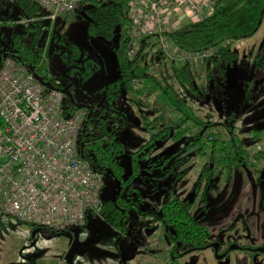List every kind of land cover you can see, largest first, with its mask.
<instances>
[{
  "label": "rangeland",
  "instance_id": "1",
  "mask_svg": "<svg viewBox=\"0 0 264 264\" xmlns=\"http://www.w3.org/2000/svg\"><path fill=\"white\" fill-rule=\"evenodd\" d=\"M3 15L9 16L10 22L0 26V50L9 46L14 35L23 34L26 30L29 34L25 35V40L31 41L34 29H27V22L21 19L20 10L12 2H9ZM82 15L79 12L69 18L59 17L52 28L51 23L45 21L38 45L46 47L47 64L52 74L78 103H101L106 98L104 88L120 76L115 51L119 35L112 40L89 37V21ZM153 42H156V37L151 39L150 45ZM263 42L264 23L256 35L234 42L232 51L239 55V59L234 68L229 69L225 80L216 74L207 81L206 68H203L206 63L195 67V72L201 74L196 80L200 91L195 95L188 93L175 77L168 59L153 51L148 62L151 66L153 63L156 65L159 71L157 79L162 78L171 84L206 123L215 124L207 129V134L214 132L219 137L231 138L234 134L232 127L235 126L236 135L255 157L264 150V130L254 138V130L264 128V73L254 71V58L250 54L255 55ZM2 60L0 51V64ZM160 95L158 86L149 93L144 92L142 97L123 89L115 101V106L123 110L128 119L126 126L117 132V138L125 147L120 162L126 177L133 172V153L160 130L153 124L152 129H147L143 116H148L150 120L159 116L161 126H172L169 138L158 140L154 150L141 159L140 174L126 186L123 195H131L129 187H137L142 194L140 209H153L158 214L162 211L163 202L171 197L195 199L192 212L209 228L213 244L205 250L179 258L174 264H264V247H260L255 256L239 248L231 249L233 245L264 242V194L259 198L256 188H253L251 197L256 199L255 209L248 213V203L242 201L239 205L236 197H222L223 191L227 196L234 193L236 182L229 181V185L226 174L214 173L206 193L209 211H203V190L196 198L195 187L203 168L206 165L216 166L219 150L214 157L213 143L205 144L206 135L199 138L203 145H191L194 133L199 130L196 125L191 127L190 132L176 137L180 128L174 127V124L180 113L169 103L159 100ZM155 105L159 107L155 108ZM202 149L206 150L203 154ZM254 165L256 170H251V173L239 168L243 171L241 173L246 174V177L240 178L239 190L244 185L241 182L243 179L245 182L252 180L254 186L262 184L264 188V160L256 158ZM102 180V200L114 198L119 192L118 182L108 173L103 174ZM136 198V193L130 197ZM234 204L238 208L231 213ZM242 212L248 213V217ZM244 222H247L248 230L244 229ZM230 224L232 228L227 230ZM125 226L122 233L98 213L90 212L87 223L72 228L70 236H57L53 231L42 230L33 235L36 228L31 223L0 212V264H169L164 253L165 245L169 244L167 233L159 234L161 229L159 232L156 229L161 225L154 217L143 216L138 208L133 207Z\"/></svg>",
  "mask_w": 264,
  "mask_h": 264
},
{
  "label": "trees",
  "instance_id": "2",
  "mask_svg": "<svg viewBox=\"0 0 264 264\" xmlns=\"http://www.w3.org/2000/svg\"><path fill=\"white\" fill-rule=\"evenodd\" d=\"M9 2H12L20 10L21 19L27 22V29H34V32L30 42L25 40V35L29 34L28 30L23 34L14 35L9 46L0 50L2 57H15L19 62L28 66L44 85L65 92L66 111L68 113L80 108L86 110L84 124L86 128L85 130L82 129L80 134V149L83 151V158L96 171L103 174L108 173L117 182L120 181V185L117 187L120 188L117 195L114 198L103 200L101 207L94 213H98L106 222L120 229L122 233L126 229L125 220L127 215L133 207L138 208L143 216L154 217L167 232L171 246L170 264H174L179 258L190 252L208 248L212 242L210 231L201 221V218L192 212L195 199L183 200L179 197H171L163 202L162 211L158 214L153 209H140L142 194L137 187L131 186L128 190L131 195L136 193V199H130L131 195H123L126 186L131 184L140 174L141 159L154 150L158 140L169 138L172 126H161L159 116L154 120L144 116V125L147 129H152L153 126L151 125L153 124L157 125V128L160 127V130L154 132L150 141L133 153V172L126 177L125 168L120 162L125 147L117 138V132L126 126L128 119L126 113L115 106L116 99L123 89L133 94L143 92L138 83H133L135 79H142L144 83L147 81L154 82L161 91L160 99L169 103L180 113L177 123L174 124V127L180 128L176 137H181L190 132L191 127L196 125L199 130L194 133V137L190 141L191 145H203L202 140L199 138L206 135L205 144L213 143L212 152L214 157L217 155L216 151L219 150L216 166L206 165L195 187L196 198L203 190L201 202L204 203V210L209 207L206 193L213 174H226V179H230L235 169L245 168L251 173V170H256L255 159L264 160V150L252 157L249 150L236 135L235 126L232 127L234 134L231 138L219 137L214 132L206 133L207 129L215 126V124L206 123L196 113L189 101L178 94L171 84L162 79H157L149 71V48L153 37L144 40L141 51L135 56L134 60H129L127 55L129 48L128 31L131 27L128 17L129 0H82L81 5L75 12H82V18L88 19L87 32L89 37L112 40L118 34L120 40L115 47L119 64V78L104 88L106 98L103 102H88L84 104L85 106L78 103L72 93L66 91L63 84L52 74L47 64L46 47L38 45L46 20L36 0H0V26L10 22L9 16L3 15ZM214 2L213 12L208 17L200 21L186 22L169 33L171 39L185 50L191 52L206 49L217 50L215 55L207 62L205 69L207 81L216 74L218 77L221 76L222 80H225L229 69H233L239 59V55L232 51L234 42L256 35L264 23V0H214ZM66 18H69V16H66ZM50 26L52 28V23ZM250 57L254 58V71L263 74L264 42L257 53L255 55L251 53ZM194 68L190 65L173 66L175 77L191 95L198 94L200 91V88L196 85V80L201 77V74L196 73ZM262 130L264 128L255 129L254 138L259 137ZM205 151L202 149V154ZM33 226L40 228L42 231L51 232V229L47 227ZM228 228H232V224ZM56 233L54 232V235ZM67 233L71 235V231Z\"/></svg>",
  "mask_w": 264,
  "mask_h": 264
},
{
  "label": "built area",
  "instance_id": "3",
  "mask_svg": "<svg viewBox=\"0 0 264 264\" xmlns=\"http://www.w3.org/2000/svg\"><path fill=\"white\" fill-rule=\"evenodd\" d=\"M46 21L70 16L82 0H36ZM214 0H129V60L141 51L144 40L172 66L197 67L216 49L191 52L169 36L171 18L203 20ZM154 63L150 72L158 76ZM144 80L135 79L141 84ZM86 110L66 111V94L47 87L25 64L5 56L0 64V212L25 223L68 232L87 223L103 200V173L81 156L80 134Z\"/></svg>",
  "mask_w": 264,
  "mask_h": 264
},
{
  "label": "crops",
  "instance_id": "4",
  "mask_svg": "<svg viewBox=\"0 0 264 264\" xmlns=\"http://www.w3.org/2000/svg\"><path fill=\"white\" fill-rule=\"evenodd\" d=\"M186 22H189V19H184V20H181V19H179L178 18V15H177V13L176 14H174L173 16H172V18H171V23L173 24V26H174V29L175 28H177V27H180V26H182L184 23H186ZM207 64L208 63H206L204 66H203V68H206V66H207ZM171 67L173 68V66H172V64H171ZM174 70V69H173ZM160 79V78H159ZM162 79V78H161ZM139 86H140V88H142L143 89V92H141V93H137V94H133V93H131L132 95H135L136 97L137 96H139V97H142V95H144V92H150L151 90H153L154 88H156L157 87V85L154 83V82H151V81H147V82H145L144 83V81L141 83V84H139ZM153 87V88H152ZM150 88V89H149ZM159 100H162V99H159ZM159 106L158 105H155V108H158ZM144 117V116H143ZM148 117V116H147ZM178 117V116H177ZM235 172H237V174L235 173ZM240 172V173H239ZM241 172H243L242 170H240V169H237V170H235V171H233V173H232V176L230 177V179H227L226 180V182H227V184H229L230 185V183H229V181L230 182H236V190L234 191V193L231 195V193H230V195H225V191H223L221 194H223L222 195V197H225V198H228V197H230V196H232V198H234V197H236L235 199H237V202H238V204L240 205V203L243 201L244 203L246 202V203H248L249 205V211H248V213L249 212H253L254 211V201L256 200V199H253V197H251L252 195H253V193H254V190H253V188H256V190H255V192L256 193H258L257 194V196L260 198L261 196L263 197V194H264V188H262L261 186H262V184L260 185V184H257L256 186H254L252 183H253V181L252 180H250L249 179V181L247 180V178H246V182H245V180L243 179V180H241V182L244 184L242 187H241V189L239 190L238 189V185H240V178L242 177L243 178V176L244 177H246V174L245 173H241ZM236 174V175H235ZM244 174V175H243ZM248 176V175H247ZM237 177H239V179H236ZM233 180H236V181H233ZM232 184H234V183H232ZM245 185L247 186V187H245ZM252 198V199H249V198ZM243 203V204H244ZM234 207H232V212L231 213H235V211H236V209H234V208H238L237 207V204L235 205H233ZM243 209V207L242 208H240L239 210L241 211ZM239 210H237V212H240ZM234 211V212H233ZM243 214H245V212H242ZM248 213L247 214H245L246 215V217H248Z\"/></svg>",
  "mask_w": 264,
  "mask_h": 264
},
{
  "label": "flooded vegetation",
  "instance_id": "5",
  "mask_svg": "<svg viewBox=\"0 0 264 264\" xmlns=\"http://www.w3.org/2000/svg\"><path fill=\"white\" fill-rule=\"evenodd\" d=\"M253 171H255V170H253ZM115 179V178H114ZM194 200V199H193ZM197 200V199H196ZM208 202V201H207ZM203 204V207H202V210L203 211H209V207L207 208V210H204V203H202ZM245 215V214H244ZM246 216V215H245ZM245 216H244V219H245ZM202 221V220H201ZM244 229H246V230H248V227H247V222H244ZM159 229H161V233H159V234H162L164 231L166 232V230L162 227V226H160V228H157L156 230H158V232H159ZM229 228L227 227V230H228ZM210 231V230H209ZM167 233V232H166ZM152 234V233H151ZM167 238H168V235H167ZM212 240V239H211ZM169 241V240H168ZM213 244V240H212V242H211V245ZM230 244H233V242H231ZM210 245V246H211ZM209 246V247H210ZM217 248H218V245H215ZM165 247H166V250L164 251V253H165V257L167 258V259H169V264L171 263V256H170V248H171V246H170V243L168 244V245H165ZM260 247H264V242H261L260 244H251V243H248V244H245V245H233L232 247H231V249H237V248H239V249H242V250H245V251H247V252H249L250 254H252V256L254 255H256V252L257 251H259V248ZM207 249V248H206ZM203 250H205V249H203ZM263 250V249H262ZM198 251H202V250H198ZM193 252H195V251H193ZM190 253H192V252H190ZM190 253H188V254H190ZM187 255V254H186ZM224 255V254H223ZM185 256V255H184ZM183 257V256H182Z\"/></svg>",
  "mask_w": 264,
  "mask_h": 264
},
{
  "label": "water",
  "instance_id": "6",
  "mask_svg": "<svg viewBox=\"0 0 264 264\" xmlns=\"http://www.w3.org/2000/svg\"><path fill=\"white\" fill-rule=\"evenodd\" d=\"M82 106H85V105H82ZM85 128H86V125L84 126L83 130H85ZM81 156L83 157V151L82 150H81ZM118 184L120 185V181H118ZM38 231H40V228H36L35 231H34V233H33V235L36 232H38ZM55 235H57V236H70V233H67V232H57Z\"/></svg>",
  "mask_w": 264,
  "mask_h": 264
}]
</instances>
